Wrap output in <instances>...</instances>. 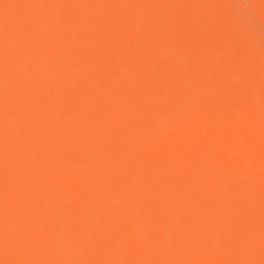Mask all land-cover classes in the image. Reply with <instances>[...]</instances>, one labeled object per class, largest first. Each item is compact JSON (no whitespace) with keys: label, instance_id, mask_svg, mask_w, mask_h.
I'll return each mask as SVG.
<instances>
[{"label":"bare ground","instance_id":"obj_1","mask_svg":"<svg viewBox=\"0 0 264 264\" xmlns=\"http://www.w3.org/2000/svg\"><path fill=\"white\" fill-rule=\"evenodd\" d=\"M0 7V264H264V0Z\"/></svg>","mask_w":264,"mask_h":264},{"label":"clouds","instance_id":"obj_2","mask_svg":"<svg viewBox=\"0 0 264 264\" xmlns=\"http://www.w3.org/2000/svg\"><path fill=\"white\" fill-rule=\"evenodd\" d=\"M3 3V0H0V4ZM3 12V8L0 7V13ZM235 115V114H233ZM215 119V118H213ZM199 127V126H197ZM239 145L236 143L228 142L226 145V151L229 155L235 156L239 152ZM91 158V155H90ZM204 159L209 161L210 163L215 164V148L209 145L204 153ZM98 160V158H97ZM77 168L79 165L76 166ZM242 174L241 169L239 168H234L228 173V177L230 178L231 176H239ZM219 188L224 187V182L221 181L218 184ZM53 190L51 187H48L45 189V194L48 195L51 193ZM104 196L114 205H119L123 202L124 197L126 195L125 190L123 188H112V187H106L103 190ZM58 195V193H57ZM51 200V197H50ZM83 216L84 220L86 222L87 227L90 229L95 230L99 225H100V219L99 216L95 210V204H92L89 206L88 202H84L83 204ZM49 211L54 213V207L50 206ZM181 223L183 226L188 230L189 235L196 236L198 235L202 230H203V222L196 217L195 215L189 213L185 217L181 219ZM53 232L56 237V242H57V247L63 248V237L65 233V226L60 223H54L52 225ZM132 235L135 239L137 240H143L145 236V232L142 226L139 225L137 222L135 225L132 226ZM166 236V234H163ZM66 255H71L70 252L65 251Z\"/></svg>","mask_w":264,"mask_h":264}]
</instances>
